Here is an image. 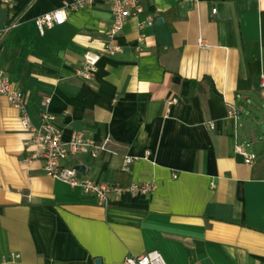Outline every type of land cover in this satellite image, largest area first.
<instances>
[{"label":"crops","instance_id":"obj_1","mask_svg":"<svg viewBox=\"0 0 264 264\" xmlns=\"http://www.w3.org/2000/svg\"><path fill=\"white\" fill-rule=\"evenodd\" d=\"M141 1L112 57L106 2L68 9L41 35L36 19L73 0L0 1V30L17 23L0 68L27 96L32 122L47 109L64 140L109 137L117 153L67 165L102 184L154 186L100 206L51 178L0 95V264H124L154 250L167 264H264V0ZM88 52L102 54L90 80L76 74ZM237 144L249 145L252 165Z\"/></svg>","mask_w":264,"mask_h":264},{"label":"built area","instance_id":"obj_2","mask_svg":"<svg viewBox=\"0 0 264 264\" xmlns=\"http://www.w3.org/2000/svg\"><path fill=\"white\" fill-rule=\"evenodd\" d=\"M3 5L13 4V0H0ZM188 1V0H181ZM97 2H106L110 8L113 21L107 32V42L104 53L114 56L122 52V48L115 45V38L124 30L126 23L132 17H137L144 13V7L141 0H73L69 5L54 10L50 13L38 17L35 21L36 27L41 35L47 30L56 26L63 25L67 21V10H83L93 7ZM216 13V10H213ZM153 18H149L147 24L153 26ZM17 27V23L12 22L0 30V46L7 34ZM198 47L210 50L212 46L207 40L200 37L197 40ZM102 54L88 52L84 56L82 66L77 69L76 74L86 80H90L96 73L97 65ZM260 88L264 93V75L260 76ZM0 95L6 98L9 104L20 114L22 128L27 132L32 143L40 150L39 157L42 160L44 172L51 178L69 185L71 188L79 189L84 194L96 198L100 206H107L109 195L114 193L121 195L130 193L132 195H147L154 190L152 184L133 183L129 186L108 185L96 182L82 175L74 166L67 165V162L75 157H89L96 159L102 152L117 154L111 148L109 137L104 138L101 142H96L83 132H74L69 140L63 139V130L55 124V116L47 109L40 113V123L34 124L28 113V98L22 91L11 82L8 75L0 68ZM177 103L176 98L166 101L167 106ZM46 106V103H44ZM235 115V111L231 112ZM212 130L213 123H208ZM249 145L237 144L235 146L236 154L244 159L246 165H252L256 155L248 150ZM148 155V154H146ZM135 161L130 156L124 157V165L130 166ZM19 258V256H15ZM124 264H167L161 252L154 250L145 254L134 256L130 255L124 259Z\"/></svg>","mask_w":264,"mask_h":264},{"label":"water","instance_id":"obj_3","mask_svg":"<svg viewBox=\"0 0 264 264\" xmlns=\"http://www.w3.org/2000/svg\"><path fill=\"white\" fill-rule=\"evenodd\" d=\"M158 22L161 23V22H162V19L160 18V19L158 20ZM260 129H261V131H262V133H263V135H264V124H262V125L260 126ZM75 169L78 170V171L81 172V173H83V171H84V167H83V166H76ZM96 264H101V260H100V259H97V260H96Z\"/></svg>","mask_w":264,"mask_h":264},{"label":"trees","instance_id":"obj_4","mask_svg":"<svg viewBox=\"0 0 264 264\" xmlns=\"http://www.w3.org/2000/svg\"><path fill=\"white\" fill-rule=\"evenodd\" d=\"M191 86H194V85L192 84ZM194 92H196V91H194Z\"/></svg>","mask_w":264,"mask_h":264}]
</instances>
